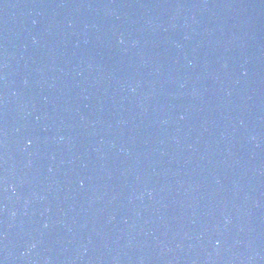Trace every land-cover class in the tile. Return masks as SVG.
<instances>
[{"label": "water", "instance_id": "95a60500", "mask_svg": "<svg viewBox=\"0 0 264 264\" xmlns=\"http://www.w3.org/2000/svg\"><path fill=\"white\" fill-rule=\"evenodd\" d=\"M0 264H264V0H0Z\"/></svg>", "mask_w": 264, "mask_h": 264}]
</instances>
